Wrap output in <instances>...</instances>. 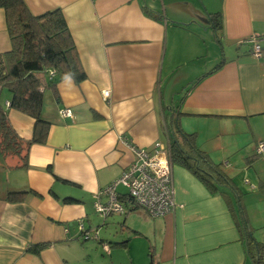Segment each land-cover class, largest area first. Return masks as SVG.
Here are the masks:
<instances>
[{
	"label": "crops",
	"instance_id": "1",
	"mask_svg": "<svg viewBox=\"0 0 264 264\" xmlns=\"http://www.w3.org/2000/svg\"><path fill=\"white\" fill-rule=\"evenodd\" d=\"M25 2L33 14L61 9L85 77L44 90L48 134L30 145L26 166L0 153V264H250L240 215L264 242V153L255 151L264 142V54L242 40L264 35V0ZM9 49L0 8V53ZM8 120L31 138L32 117L8 107ZM176 125L230 184L213 190L171 159L174 211L152 217L131 204L102 221L94 194L130 164L129 144L160 141L169 153ZM22 190L32 192L5 199ZM78 220L99 240L81 241Z\"/></svg>",
	"mask_w": 264,
	"mask_h": 264
},
{
	"label": "trees",
	"instance_id": "2",
	"mask_svg": "<svg viewBox=\"0 0 264 264\" xmlns=\"http://www.w3.org/2000/svg\"><path fill=\"white\" fill-rule=\"evenodd\" d=\"M10 39V49L0 53V153L3 158L17 157L20 166L27 165L30 145L44 143L50 123L42 117L44 90H55L58 80L70 77L79 82L85 74L78 54L59 7L33 14L25 0H0ZM212 28L218 26V14H210ZM219 66V65H218ZM55 72L53 77L49 71ZM7 90L10 100L2 104L1 93ZM8 107L34 119L30 139H22L8 120ZM169 138L170 159L184 163L209 188L216 190L221 183H229L219 163L210 160L195 143V134L187 133L176 125ZM32 191H8L5 199L21 201ZM130 206L127 195L120 198ZM242 235L245 239L250 264H264V242L251 234L246 221L240 215ZM45 244L30 245L38 252ZM155 264V263H151Z\"/></svg>",
	"mask_w": 264,
	"mask_h": 264
},
{
	"label": "built area",
	"instance_id": "3",
	"mask_svg": "<svg viewBox=\"0 0 264 264\" xmlns=\"http://www.w3.org/2000/svg\"><path fill=\"white\" fill-rule=\"evenodd\" d=\"M242 42L249 44L253 56L260 57L264 54V35L253 34ZM48 74L53 77L55 72L50 70ZM109 93V90L102 91L103 99H106ZM60 114L71 116V109L63 108ZM129 146L134 154L130 164L116 179L94 194L93 208L102 221L111 214H124L127 210L126 202L120 199L122 195L118 192V187L125 188L124 195L149 216H162L174 211L172 163L166 147L160 141H155L151 150L130 144ZM255 151L258 154L264 153V142H259ZM77 228L81 241L99 240L97 227L86 228L83 222L78 220ZM100 243L102 249L109 252L108 243Z\"/></svg>",
	"mask_w": 264,
	"mask_h": 264
},
{
	"label": "rangeland",
	"instance_id": "4",
	"mask_svg": "<svg viewBox=\"0 0 264 264\" xmlns=\"http://www.w3.org/2000/svg\"><path fill=\"white\" fill-rule=\"evenodd\" d=\"M119 189H120V190H125V188H123V187H120ZM135 207H136V208H139V207H137V206H135ZM100 219H101V218H100ZM101 227H103V226H101ZM105 230H106V228H105L103 231H105ZM258 238L261 240L262 237H261L260 235H258V236H257V239H258ZM259 239H258V240H259Z\"/></svg>",
	"mask_w": 264,
	"mask_h": 264
}]
</instances>
